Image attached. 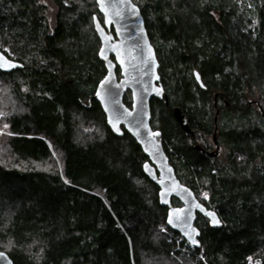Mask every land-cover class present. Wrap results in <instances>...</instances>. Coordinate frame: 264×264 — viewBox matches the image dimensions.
<instances>
[{
    "label": "trees",
    "instance_id": "obj_1",
    "mask_svg": "<svg viewBox=\"0 0 264 264\" xmlns=\"http://www.w3.org/2000/svg\"><path fill=\"white\" fill-rule=\"evenodd\" d=\"M132 1L168 98L152 100L151 127L221 226L198 216L190 247L141 148L108 128L96 0H0V53L20 66L0 71V127L15 135L0 139V251L14 264H264V0ZM211 138L224 161L204 153Z\"/></svg>",
    "mask_w": 264,
    "mask_h": 264
},
{
    "label": "water",
    "instance_id": "obj_2",
    "mask_svg": "<svg viewBox=\"0 0 264 264\" xmlns=\"http://www.w3.org/2000/svg\"><path fill=\"white\" fill-rule=\"evenodd\" d=\"M96 5L103 22L94 15L93 26L100 41L98 58L104 63L106 75L98 84L94 99L100 104L110 131L116 137H122L124 129L146 156L142 170L158 188L159 204L167 209L166 225L190 247L200 249L201 232L196 226L198 216L206 219L212 228L220 227L221 222L217 213L207 209L195 193L177 178L160 141L161 132L151 127L152 100L164 101L168 106V98L161 83L156 51L148 37L140 9L132 0H96ZM19 67L18 63L0 54L1 72L8 73ZM196 80L201 85L197 74ZM127 92L131 94V107L124 104ZM258 107L264 118V111ZM174 116L189 132L178 109L174 110ZM209 156L215 155L210 153ZM173 199L180 206H174ZM208 213L214 214L218 223H214ZM170 219L173 223H169ZM0 264L14 263L5 252L0 251Z\"/></svg>",
    "mask_w": 264,
    "mask_h": 264
},
{
    "label": "flooded vegetation",
    "instance_id": "obj_3",
    "mask_svg": "<svg viewBox=\"0 0 264 264\" xmlns=\"http://www.w3.org/2000/svg\"><path fill=\"white\" fill-rule=\"evenodd\" d=\"M112 31H113V29H112ZM113 32H114V31H113ZM112 59H113V58H112ZM113 60H114V59H113ZM128 93H130V92H127L125 95H127ZM130 96H131V94H130ZM186 131H187V130H186ZM189 132H190V131H189ZM190 133H191V132H190ZM211 141H212V146H213V147H209V149L205 150L204 153L207 154L208 156H209L210 153H213L215 156H213L212 158H214V157L219 158L221 152L223 151V148L217 144V142L215 141V139L211 138ZM210 146H211V145H210ZM210 148H211V149H210ZM217 148H218V150H217ZM209 157H210V156H209ZM195 196H196V195H195ZM197 199H198V198H197ZM198 200L203 204V202H202L200 199H198ZM203 205H204V204H203ZM179 206H180V205H179Z\"/></svg>",
    "mask_w": 264,
    "mask_h": 264
},
{
    "label": "built area",
    "instance_id": "obj_4",
    "mask_svg": "<svg viewBox=\"0 0 264 264\" xmlns=\"http://www.w3.org/2000/svg\"><path fill=\"white\" fill-rule=\"evenodd\" d=\"M5 51L8 54H10L9 51H8V49H5ZM0 54H2V53H0ZM3 120H4V115L3 114H0V122L3 121ZM5 136H15V135L9 133L4 128L0 127V139L3 138V137H5ZM249 264H260V263L257 262V261H254L252 259H249Z\"/></svg>",
    "mask_w": 264,
    "mask_h": 264
},
{
    "label": "snow or ice",
    "instance_id": "obj_5",
    "mask_svg": "<svg viewBox=\"0 0 264 264\" xmlns=\"http://www.w3.org/2000/svg\"><path fill=\"white\" fill-rule=\"evenodd\" d=\"M197 207H199V205H197ZM208 215H209V216H212V220H213L214 223H218V221H216V219H215L214 214H212V213H208ZM169 223H173V221L170 219V220H169ZM193 243H196V242L193 240Z\"/></svg>",
    "mask_w": 264,
    "mask_h": 264
},
{
    "label": "rangeland",
    "instance_id": "obj_6",
    "mask_svg": "<svg viewBox=\"0 0 264 264\" xmlns=\"http://www.w3.org/2000/svg\"><path fill=\"white\" fill-rule=\"evenodd\" d=\"M209 141H211V139H209ZM225 157H226V153H225V151L223 150V151L221 152V154H220L219 160H220V161H224V160H225ZM54 158H55V156H54ZM55 159H56V158H55Z\"/></svg>",
    "mask_w": 264,
    "mask_h": 264
}]
</instances>
